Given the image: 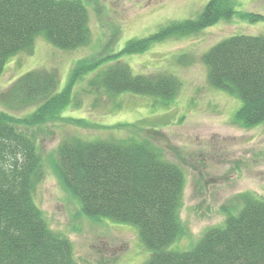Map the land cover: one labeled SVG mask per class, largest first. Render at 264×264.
I'll return each mask as SVG.
<instances>
[{
    "label": "trees",
    "instance_id": "obj_1",
    "mask_svg": "<svg viewBox=\"0 0 264 264\" xmlns=\"http://www.w3.org/2000/svg\"><path fill=\"white\" fill-rule=\"evenodd\" d=\"M236 15L245 21L264 20L262 14L237 10L235 0H210L194 19L174 20L147 37L128 40L107 56L79 60L62 89L57 71L35 69L1 95L0 264H79L71 241L50 227L35 199L44 177L35 129L49 123L94 125L86 115L67 113L80 107L78 82L93 75L90 88L111 97L140 95L169 105L182 89L180 79L167 72L136 73L124 56L196 34ZM42 35L60 49L88 45L92 34L86 6L81 0H0V77L12 57L33 50ZM202 60L211 87L231 94L237 107V99L241 101L233 121L245 128L262 124L264 35L228 37ZM124 103L117 101L113 112L122 111ZM135 122L97 124L108 131L107 137L66 136L50 157L55 175L80 213L135 225L151 252L146 264H264V197L251 192L233 197L241 202L239 207L223 206L225 223L209 229L191 249H170L185 234L180 218L185 173L161 147L137 133Z\"/></svg>",
    "mask_w": 264,
    "mask_h": 264
},
{
    "label": "rangeland",
    "instance_id": "obj_2",
    "mask_svg": "<svg viewBox=\"0 0 264 264\" xmlns=\"http://www.w3.org/2000/svg\"><path fill=\"white\" fill-rule=\"evenodd\" d=\"M81 1L89 13V44L65 50L39 36L33 50L20 51L4 68L0 77V109L4 108L1 95H7L25 73L55 70L62 89L76 61L107 56L124 47L128 40L147 37L174 20L194 19L210 0ZM235 5L237 10L264 16V0H235ZM239 34L264 35V20L245 21L236 15L196 34L170 38L153 44L144 53L124 56L136 73L167 72L180 79L182 89L169 105L140 95L111 97L104 90L91 89L89 80L93 75H87L75 89L80 107L67 113L86 115L94 125L78 128L49 123L35 129L44 157V177L36 187L35 199L50 227L70 239L78 262L146 264L151 253L140 243L135 225L79 214L51 167L50 157L66 136H109L97 124L136 121L137 133L150 138L163 149L168 160L182 167L186 185L181 221L186 234L172 245L174 249L189 250L208 229L223 225L227 217L223 206L231 210L234 205H241L232 201L236 195L251 192L264 197V122L251 128L236 124L232 118L241 101L236 98L237 107L236 101L229 98L231 94L211 87L202 60L211 47ZM119 100L126 102L124 109L113 112L112 107Z\"/></svg>",
    "mask_w": 264,
    "mask_h": 264
},
{
    "label": "bare ground",
    "instance_id": "obj_3",
    "mask_svg": "<svg viewBox=\"0 0 264 264\" xmlns=\"http://www.w3.org/2000/svg\"><path fill=\"white\" fill-rule=\"evenodd\" d=\"M234 36V35H233ZM230 37H232V36H230ZM223 41V40H222ZM221 42V41H220Z\"/></svg>",
    "mask_w": 264,
    "mask_h": 264
}]
</instances>
